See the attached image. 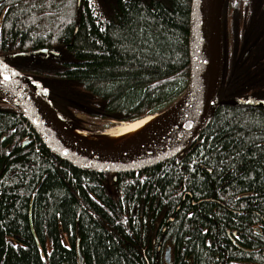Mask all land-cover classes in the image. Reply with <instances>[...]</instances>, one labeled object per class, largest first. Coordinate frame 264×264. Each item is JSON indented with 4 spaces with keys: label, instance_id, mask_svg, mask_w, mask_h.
<instances>
[{
    "label": "trees",
    "instance_id": "trees-1",
    "mask_svg": "<svg viewBox=\"0 0 264 264\" xmlns=\"http://www.w3.org/2000/svg\"><path fill=\"white\" fill-rule=\"evenodd\" d=\"M191 7L0 0V57L35 81L69 124L80 116L108 128L183 97ZM220 15L215 100L264 99V0H221ZM40 48L59 54L12 55ZM187 149L174 172L153 167L144 182L142 173H122L114 186L111 173L53 153L0 99V264H81L79 252L83 264H168V248L170 264H264V106H218ZM182 184L189 194L181 204Z\"/></svg>",
    "mask_w": 264,
    "mask_h": 264
},
{
    "label": "water",
    "instance_id": "water-1",
    "mask_svg": "<svg viewBox=\"0 0 264 264\" xmlns=\"http://www.w3.org/2000/svg\"><path fill=\"white\" fill-rule=\"evenodd\" d=\"M79 4L81 0H78ZM216 0H192L190 24V78L182 99L179 121L173 132L149 151L129 157H114L81 148L63 136L38 107L35 96L43 93L41 87L5 62L0 57V99L19 110L30 122L46 146L57 156L75 167L93 172H134L149 168L180 152L194 142L210 122L214 110L222 104H254L264 106V99L215 100L217 85H214L211 56V23ZM220 12V4H219ZM44 54L58 55L53 48L22 51L13 56ZM7 77V79H5ZM219 82V81H218ZM28 141H25L26 145ZM80 263L83 258L79 252ZM170 261V251L166 253Z\"/></svg>",
    "mask_w": 264,
    "mask_h": 264
},
{
    "label": "bare ground",
    "instance_id": "bare-ground-1",
    "mask_svg": "<svg viewBox=\"0 0 264 264\" xmlns=\"http://www.w3.org/2000/svg\"><path fill=\"white\" fill-rule=\"evenodd\" d=\"M219 4L220 0H216L211 23V56L215 86L221 74ZM35 101L52 126L70 141L91 152L114 157L141 155L162 143L175 129L182 108V102H179L163 112L135 121L122 122L108 129L102 136L96 137L68 126L42 98L35 96Z\"/></svg>",
    "mask_w": 264,
    "mask_h": 264
},
{
    "label": "flooded vegetation",
    "instance_id": "flooded-vegetation-1",
    "mask_svg": "<svg viewBox=\"0 0 264 264\" xmlns=\"http://www.w3.org/2000/svg\"><path fill=\"white\" fill-rule=\"evenodd\" d=\"M199 138V137H198ZM193 143L191 144H188L186 147H184L180 152H178L177 154H175L174 156H171L170 158H167L149 168H144V169H141L139 171H136V173H142V178H143V182L145 181L146 177H147V172L150 171V169H152L153 167H158L159 171L161 172L162 170L166 171V170H171V171H175L177 170V167L179 164H181L182 160L184 159V156L185 154L188 153L189 149H187L190 145H192ZM180 162V163H179ZM182 165V164H181ZM184 166V165H183ZM182 166V167H183ZM193 171H194V167H190ZM184 169V167L182 168ZM136 174L135 172H131L130 174ZM125 174H129V173H125ZM114 176V174H113ZM118 176L119 174L114 178L115 180V184L114 186L118 183ZM175 193L178 194V196L181 197V200H180V203L182 204L183 201H185L186 199V195L189 194L187 191H186V185L185 184H182L179 188H176L175 190ZM177 196V197H178ZM164 218V215L161 217V221L163 220ZM171 221H173L172 219H166L165 222H164V225L167 226ZM255 230L256 231H259L260 232V229H258L257 227H255ZM227 235L231 241V245L233 247H237L235 246V241L233 240V238L231 237L229 231H227ZM235 236H237V233H234ZM171 250V248H170ZM172 252V251H171Z\"/></svg>",
    "mask_w": 264,
    "mask_h": 264
},
{
    "label": "rangeland",
    "instance_id": "rangeland-1",
    "mask_svg": "<svg viewBox=\"0 0 264 264\" xmlns=\"http://www.w3.org/2000/svg\"><path fill=\"white\" fill-rule=\"evenodd\" d=\"M66 123L69 126H71L72 128L82 130L84 132H87L89 135L96 136V137L102 136V134H104V132H106L108 129L113 128V127L121 124L120 122H113L112 126L108 127V129H105V128H102V127L96 126V125L88 127L86 122L83 121V119L80 116H78V118L72 120V125L69 124L68 122H66Z\"/></svg>",
    "mask_w": 264,
    "mask_h": 264
},
{
    "label": "snow or ice",
    "instance_id": "snow-or-ice-1",
    "mask_svg": "<svg viewBox=\"0 0 264 264\" xmlns=\"http://www.w3.org/2000/svg\"><path fill=\"white\" fill-rule=\"evenodd\" d=\"M246 2H247V0H246ZM5 79H7V77H5ZM188 215H192L191 213H189Z\"/></svg>",
    "mask_w": 264,
    "mask_h": 264
}]
</instances>
